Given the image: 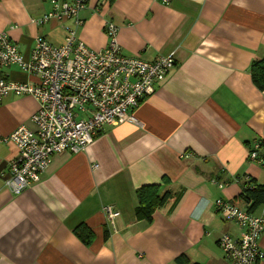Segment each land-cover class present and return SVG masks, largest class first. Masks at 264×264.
Listing matches in <instances>:
<instances>
[{"label": "crops", "instance_id": "1", "mask_svg": "<svg viewBox=\"0 0 264 264\" xmlns=\"http://www.w3.org/2000/svg\"><path fill=\"white\" fill-rule=\"evenodd\" d=\"M49 9V0H0V32L25 60L38 36L62 44L66 27L102 49L112 21L124 54L153 60L173 53L176 62L156 79L134 122L105 125L83 152L53 155L19 194L4 187L17 155L4 138L31 126L37 102L28 94L0 98V264H231L218 239L240 231L215 200L244 206L237 178L264 183V90L250 75L253 61L264 58V0H87L79 26L31 21ZM0 78L36 81L18 65L0 66ZM256 141L259 161L249 159ZM150 184L170 196L147 221L136 216L135 192ZM104 205L119 211L115 227ZM80 225L92 231L88 245L74 232ZM259 244L264 251V231Z\"/></svg>", "mask_w": 264, "mask_h": 264}, {"label": "built area", "instance_id": "2", "mask_svg": "<svg viewBox=\"0 0 264 264\" xmlns=\"http://www.w3.org/2000/svg\"><path fill=\"white\" fill-rule=\"evenodd\" d=\"M86 1L49 0L50 9L31 21L42 25L50 20L69 19L79 26ZM118 29L114 22H106L108 43L102 49L88 47L75 28L66 27L60 45L38 36L27 60L9 35L0 32V66L18 65L36 78L34 82L0 78V98L28 94L37 102V110L30 117L31 126L19 125L4 138L17 149L3 180L10 192L19 194L39 181L53 155L85 151L105 125L134 122L135 110L154 92L156 79L175 64L173 53L153 60L124 54L117 42ZM260 148V141H256L249 151L250 160L259 161ZM212 181L219 187L225 185ZM215 206L223 219L236 224L240 231L238 236L224 233L218 239L224 258L231 264L262 261L264 251L259 240L264 231V203L258 213L223 198H217ZM102 210L115 227L119 211L111 205H104Z\"/></svg>", "mask_w": 264, "mask_h": 264}, {"label": "trees", "instance_id": "3", "mask_svg": "<svg viewBox=\"0 0 264 264\" xmlns=\"http://www.w3.org/2000/svg\"><path fill=\"white\" fill-rule=\"evenodd\" d=\"M250 75L256 87L259 90H264V58L253 61ZM237 181L241 185V193L237 196L238 201L246 207L247 211L255 213L264 203V183H259L254 177L248 175L238 177ZM135 195L137 200L136 216L139 219L150 221L153 211L166 203L170 193L166 191L159 195V186L150 184L139 187ZM74 232L84 244H90L93 234L87 226L80 225ZM178 264H184V262L179 259Z\"/></svg>", "mask_w": 264, "mask_h": 264}]
</instances>
